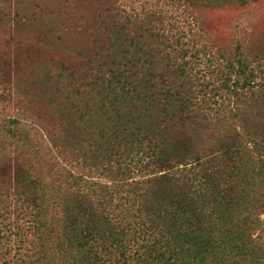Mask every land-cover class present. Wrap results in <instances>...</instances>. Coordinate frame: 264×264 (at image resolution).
<instances>
[{"label":"trees","instance_id":"trees-1","mask_svg":"<svg viewBox=\"0 0 264 264\" xmlns=\"http://www.w3.org/2000/svg\"><path fill=\"white\" fill-rule=\"evenodd\" d=\"M185 2L210 10L217 0ZM2 26L0 32L6 29ZM182 40L178 49L186 58L192 41ZM30 51L35 52V47ZM83 57L66 65L58 62L60 71L56 69L51 77L37 78L35 86L30 85L33 96L29 98L43 93L48 100L44 104L31 100L17 118L40 134L33 144L36 152L44 142L53 151L54 163L66 158L68 180L64 187H59L61 194L56 192L54 199L63 216L69 249L78 256L79 263L264 264V244L255 238L262 225L260 216L264 215V65L257 64L252 57L244 60L230 48L225 62L220 64L225 72L223 89L225 94H246L248 102L233 108L228 104L230 109L223 113L221 109L229 101L220 93L221 109L213 113L215 123H211L208 136L211 141L216 139L214 151H210L213 145L196 132L178 142V148L190 156H174L171 161L154 164L145 161L151 157L153 127L158 124L149 102L141 100L134 90L125 91L117 75L99 62L101 56L87 52ZM3 62L1 59L2 70L6 68ZM82 68L90 72L89 83L87 80L74 86L76 81L67 82L68 112L59 121L56 115L60 114V106L52 100L58 96L55 90L62 85L56 80L61 79L63 69L66 77H72ZM79 109L86 114L78 112L74 117L72 112ZM60 124L65 130L61 138ZM14 148L17 149L15 144ZM30 154L33 164L38 166ZM5 157L0 153V174L4 172V176ZM102 162L108 169L100 167ZM79 166H86L85 171L76 172ZM180 166L188 169L179 170ZM10 170L8 184L0 189V264H32L23 257L19 263L4 260L11 250L9 237L34 233L40 241L36 262L42 253H53L47 224L41 217L45 207L42 199L48 195L42 193L45 186L29 164L12 161ZM84 179H103L128 188L134 197L123 205L127 203L134 209L124 210V217L120 212L114 215L113 209L122 202L117 197L85 192L75 183ZM11 182L25 193H14ZM142 183L154 184L146 191L154 201L142 197V203L135 205L139 198L134 188ZM20 210H28V214ZM11 211L17 220L20 218L15 212H20L26 223L24 229L16 222L10 224L7 217Z\"/></svg>","mask_w":264,"mask_h":264},{"label":"rangeland","instance_id":"rangeland-1","mask_svg":"<svg viewBox=\"0 0 264 264\" xmlns=\"http://www.w3.org/2000/svg\"><path fill=\"white\" fill-rule=\"evenodd\" d=\"M212 5V9L206 10L203 5L190 6L185 0H0V24L6 28L0 32V60H4L6 67L0 69V153L6 156L3 168L6 176L4 172L0 174V189L9 182L11 170L8 169L12 161L29 164L38 172V181L45 186L42 193L48 195L42 199L45 207L41 217L46 221L53 250V253H42L40 261L36 262L40 241L30 231L19 238L9 237L11 250L9 255L3 256L5 261L19 263L23 257L32 264H81L69 249L63 216L54 199L56 192L61 194L59 187H64L63 183L68 180L66 158L54 163L53 151L44 142L36 152L33 144L38 142L40 134L17 119L21 108L31 100L41 104L48 100L43 93L30 99L29 96H33L29 92L30 85L35 86L39 77H51L58 69V62L66 65L87 52H94L101 56L99 62L117 75L125 91L134 90L141 100L149 102L158 124L153 127V148L146 162L163 164L174 156H190L189 152L178 148V142L196 132L213 145L210 151H214L216 139L211 141L208 136L211 123H215L213 113L221 109L218 107L220 93L229 101H224L227 104L221 109L223 113L230 106L248 102L246 94H225L222 83L225 72L220 64L225 62L224 57L231 48L244 60L252 57L257 64L264 65V0H217ZM183 38L192 41L186 58L178 49ZM48 42L52 45H47ZM33 46L35 52L30 51ZM63 70L59 75L61 79L56 80L62 86L55 90L58 96L52 100L60 106V114L56 115L59 121L68 112L67 82L72 79L76 81L72 82L75 86L85 84L90 78L85 68L72 77H66ZM64 77L66 80H62ZM133 95L131 99L135 98ZM97 97L99 95L94 99ZM71 98L78 100L74 95ZM78 112L86 114L79 109L72 112L74 117ZM60 126L59 138L65 132L64 126ZM30 153L38 166L33 164ZM100 164L101 168L108 169L106 163ZM85 167H77L76 172H84ZM187 169L188 166L179 167V170ZM89 181L75 183L85 188V192L117 197L122 202L119 208L113 209L114 215L120 212L124 217L128 208L129 211L134 209L127 203L123 205L134 197L128 188L103 179ZM11 184L14 193H25L17 184ZM148 186L142 183L134 188L139 198L135 205L142 203V197L154 201L146 192ZM12 213L7 217L10 224L16 222L24 229L26 223L20 212H15L19 220ZM22 213L28 214V210ZM260 220L262 225L255 238L264 244V215Z\"/></svg>","mask_w":264,"mask_h":264}]
</instances>
